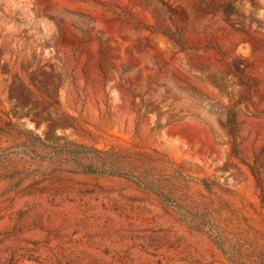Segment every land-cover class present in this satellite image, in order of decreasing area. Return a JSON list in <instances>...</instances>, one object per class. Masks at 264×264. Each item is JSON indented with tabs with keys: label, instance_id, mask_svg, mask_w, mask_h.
Wrapping results in <instances>:
<instances>
[{
	"label": "rangeland",
	"instance_id": "1",
	"mask_svg": "<svg viewBox=\"0 0 264 264\" xmlns=\"http://www.w3.org/2000/svg\"><path fill=\"white\" fill-rule=\"evenodd\" d=\"M259 262L264 0H0V264Z\"/></svg>",
	"mask_w": 264,
	"mask_h": 264
},
{
	"label": "trees",
	"instance_id": "2",
	"mask_svg": "<svg viewBox=\"0 0 264 264\" xmlns=\"http://www.w3.org/2000/svg\"><path fill=\"white\" fill-rule=\"evenodd\" d=\"M36 136L38 137V139H39V141L41 143L46 144L48 147H51L52 148V147L57 146L55 144H49V143H47V141H45L42 138V136L40 134H38V133H36ZM61 144L64 145V146H69V145L82 146V147L84 146V145L79 144V143H76L74 141H67V142L61 143ZM84 148H86V150H88V152H93L97 156V159L98 160H101V161L103 160L104 161L107 158L105 156V154L108 152L107 150L98 149V148H92V147H90V148L89 147H84ZM78 166L79 167H78L77 170L83 171V172H98L99 171V169H97L98 167H95V163L94 162H90L89 163V162H85V161H79ZM162 194H165V193L162 192ZM219 244H220L222 250L226 252L225 247L221 243H219ZM256 264H264V262H259V263H256Z\"/></svg>",
	"mask_w": 264,
	"mask_h": 264
}]
</instances>
